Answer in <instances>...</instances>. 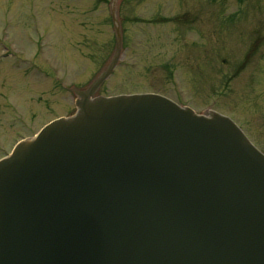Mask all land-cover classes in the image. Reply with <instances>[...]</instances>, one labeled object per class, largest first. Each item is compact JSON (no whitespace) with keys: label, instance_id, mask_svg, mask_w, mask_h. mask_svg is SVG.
Returning a JSON list of instances; mask_svg holds the SVG:
<instances>
[{"label":"water","instance_id":"obj_1","mask_svg":"<svg viewBox=\"0 0 264 264\" xmlns=\"http://www.w3.org/2000/svg\"><path fill=\"white\" fill-rule=\"evenodd\" d=\"M119 4L76 111L0 160V264H264V155L242 131L157 95H95L120 58Z\"/></svg>","mask_w":264,"mask_h":264},{"label":"rangeland","instance_id":"obj_2","mask_svg":"<svg viewBox=\"0 0 264 264\" xmlns=\"http://www.w3.org/2000/svg\"><path fill=\"white\" fill-rule=\"evenodd\" d=\"M112 0H0V159L76 100L115 49ZM123 52L95 95L157 94L232 119L264 154V0H120Z\"/></svg>","mask_w":264,"mask_h":264}]
</instances>
